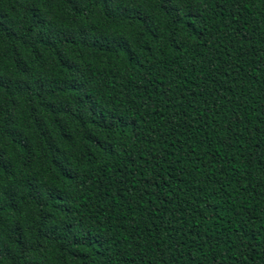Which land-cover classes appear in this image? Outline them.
Listing matches in <instances>:
<instances>
[{"label": "trees", "instance_id": "obj_1", "mask_svg": "<svg viewBox=\"0 0 264 264\" xmlns=\"http://www.w3.org/2000/svg\"><path fill=\"white\" fill-rule=\"evenodd\" d=\"M0 264H264V0H0Z\"/></svg>", "mask_w": 264, "mask_h": 264}]
</instances>
